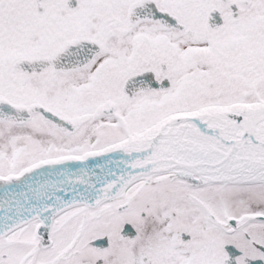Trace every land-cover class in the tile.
Masks as SVG:
<instances>
[{"label": "snow or ice", "instance_id": "obj_1", "mask_svg": "<svg viewBox=\"0 0 264 264\" xmlns=\"http://www.w3.org/2000/svg\"><path fill=\"white\" fill-rule=\"evenodd\" d=\"M0 264H264V0H0Z\"/></svg>", "mask_w": 264, "mask_h": 264}]
</instances>
